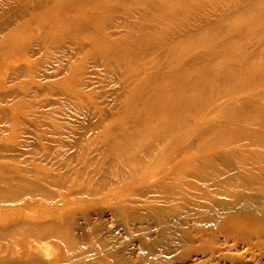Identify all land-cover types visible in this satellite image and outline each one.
Masks as SVG:
<instances>
[{
  "label": "bare ground",
  "instance_id": "1",
  "mask_svg": "<svg viewBox=\"0 0 264 264\" xmlns=\"http://www.w3.org/2000/svg\"><path fill=\"white\" fill-rule=\"evenodd\" d=\"M111 1L118 4L125 0ZM141 2L146 7L152 3L162 11V19L149 18L154 27L163 29L164 33H159L165 35L163 26L169 22L185 27L183 15L176 11L171 1ZM244 2L247 6L259 0ZM10 4L20 5V9L15 11L9 22L0 26V36H5L0 47H6L0 54H6L10 59L0 69L18 76L27 72L41 78L39 67H31L35 60H30V52L24 55L18 52L27 46L26 42L19 41L22 30L39 33L45 26L36 12L37 6L42 10L43 6H49L45 22L60 13L59 19L64 17L69 24L82 19L83 25L90 28L93 23L101 24L99 27L115 25L108 14L112 6L110 1L37 0L34 3V0H15ZM86 8L88 10L84 13ZM225 9L229 14L233 7ZM64 11L65 14L62 13ZM125 12V18L120 17L116 24L124 23L127 27L138 24L135 21L130 23V19L136 17ZM242 13L246 16L232 14L233 21H238L232 27H225L223 21L207 26L213 31L220 30V42L195 30H186L187 38L172 44H166L151 34L139 37L147 41L142 53L156 54V60L149 66L148 62L141 60L140 65H136L137 71L132 69L135 73L131 72V77L135 81H126L128 84L136 83L131 84L128 102L142 103L143 98L154 110L151 114L155 115L152 116L155 118L153 121L159 122L163 128L171 125L175 128L174 125L182 121L187 111L197 110L208 115V104L215 108L220 104H239V108H243L246 104L243 109L249 110L248 104L258 102V107L263 109L264 8ZM25 17L31 21L22 24L20 30L10 27L20 24L17 19ZM143 18L146 19V15H140L137 20L143 21ZM177 24L166 33L171 35L173 31L175 34L179 28ZM116 34V41L122 43L125 38L121 39L120 33ZM192 40L197 44L191 49L180 46ZM233 40L247 42L235 51V45L228 44ZM41 46H44L42 40L37 44V47ZM29 48L33 49L32 43ZM10 51L17 55H11ZM221 57L230 63L222 64L219 61ZM22 59H27L29 64L15 63ZM36 69L38 71H33ZM200 72L204 73L200 75ZM76 74L75 71L71 74L68 83L74 82ZM7 82L18 85L12 80H0V86ZM31 85L23 81L26 92ZM231 87H234L232 91L222 89ZM5 95L0 93L1 98ZM70 96L76 99L74 95ZM180 110H183L182 114ZM166 115L173 120L163 124L161 117ZM134 116L146 118L136 110ZM3 117L4 112H1L0 118ZM202 118L195 116L194 133L187 128L179 135H196ZM142 128L144 130L138 134L126 133L117 138L105 135L107 139L97 137L92 142H68V146L61 141L59 150L56 148L62 136L49 144L36 139L38 146L27 150L36 155L24 156L19 162L10 158L7 163H0V222H3L0 240L6 243L0 251V264H264V154L257 160L241 156L235 169L202 173V180L209 183H190L186 182L184 172L182 174L184 160L180 137L160 131L153 133L148 125ZM248 128L246 123L242 125L240 134L251 141L255 139L251 135H264V131L259 129L245 131ZM146 131L151 135H141ZM0 135L5 137L2 132ZM74 147L75 153L69 154L68 151ZM113 153L116 158L111 157ZM157 164L169 167L153 170ZM104 165L114 168L111 175L104 173ZM151 177L155 181L147 184ZM135 185L138 187L132 188ZM143 198H147L149 203H142L139 199ZM19 199L22 201L13 204L15 207L7 201ZM37 202L40 209L33 206ZM158 204L163 209H155ZM143 208L147 209L146 217L139 215ZM32 209L38 211L28 212ZM108 221L126 224L133 242H136L135 257L134 253L132 258L119 250L117 236L111 234ZM14 231L20 233L16 240L11 238ZM175 239L180 242L176 244ZM42 242L54 243L64 251L60 250L47 260L42 259L38 252Z\"/></svg>",
  "mask_w": 264,
  "mask_h": 264
},
{
  "label": "rangeland",
  "instance_id": "2",
  "mask_svg": "<svg viewBox=\"0 0 264 264\" xmlns=\"http://www.w3.org/2000/svg\"><path fill=\"white\" fill-rule=\"evenodd\" d=\"M13 1L15 0H0V26L9 22L10 17L16 13L15 11L20 9V5L12 6L10 4ZM36 1L34 0V3ZM104 1H110V5H112L109 7L108 14L115 25L105 24L103 27H99L101 24L98 26L93 23V27L90 28L86 27L85 24L83 25L82 19L69 24L65 21L66 18L59 19L60 13L55 14L51 21L45 22L44 18L47 19L46 11L49 6H43V10L41 6H37L38 11L36 12L39 14L42 23H45V26L39 33L30 29L22 30L19 41L26 42L27 46L23 50H18V52L21 55L30 52V60H35L31 67H39L41 78L27 72L18 76L11 73V71L6 73L5 69H0V80L18 82V85L14 86L12 82L0 86V93H6L4 97H0V113L4 112V117L0 118V133L2 132L5 135L3 138L0 135V141H2L0 146L4 147V149L0 147V163H7L10 158V160L19 162L24 156L36 155L35 152H27L28 149H35L38 146L36 139L49 144L54 138L62 136L63 138H60L56 148L59 150L61 141L62 144L68 146V142H92L97 137H106L105 135H110L112 138L116 136L117 138L118 135L126 133L138 134L144 130L142 127H145V125L151 126L153 133L160 131L165 135L177 134L176 137H180L179 141L183 146L181 149L182 159L184 160L182 174L184 172L186 175V182L209 183V181L202 180L204 179L202 173L211 174L216 170L235 169L238 166L237 161L243 155L256 160L261 159L264 154V135H251L255 138L251 141L249 137L240 134V127L245 123L249 127L245 131L256 129L264 131V108L258 107V102L248 104L250 106L249 110L243 109L246 104L243 108H239V104H220L221 101L218 102L220 104L219 108L208 104L210 107L208 115L202 112L201 114L197 110L187 111L185 117L181 119L182 121H178L174 125L175 128H171L172 125L163 128L159 122L153 121L155 118L152 116L155 115L151 114L154 113V110L147 105L143 98L142 103L131 104L130 101L128 102L132 85H135L136 82H131V85L126 80L135 81L134 77L131 76L132 73L137 71L138 67L136 65H140L141 60L148 62L147 66L156 60V54L142 53L145 51L143 46L147 41L139 37L145 38L146 35L151 34L155 35L156 38H160L166 44H172L175 41H182L187 38L186 30L187 32L188 30H195L201 31V35H206L209 39H215V42H220V30L213 31L208 29L207 26L223 21L225 27H232L238 23V21L236 23L233 21L235 19L232 14H241V17H245L246 15L242 11L264 8V0H259V2L247 6L245 0H189L186 4L176 0H168L176 6V11L183 15L182 19L185 27L169 22L163 26L165 35L159 33H164L163 29H158L157 26L154 27V24L149 22V18L162 19L163 17L162 11L155 8L156 6L154 7L152 3H149L150 5L146 7L141 0V3L137 0H125L120 1L118 4L111 0ZM226 7H233L229 14L226 13ZM86 10L88 8L84 10V13ZM125 11L131 12V16L136 17L130 19L129 22L135 21L138 24H135L134 27H127L124 23L116 24V20L119 21L120 17V19L125 18ZM62 13L65 14V11ZM140 15L141 17L146 15V19L143 18V21L137 20ZM17 20L20 24H13L10 27L18 30H20L22 24L31 21L29 17ZM175 24L179 27L176 33L174 34L173 31L171 35L168 32L166 33L167 30H172ZM116 33H120L121 39L125 38L122 43L116 41ZM217 37L219 39H216ZM3 38L5 36H0V43ZM40 40L44 42V46L39 48L37 44ZM242 42L233 40L228 41V44L235 45L236 51L242 44L245 45L247 40ZM31 43L32 50L29 48ZM195 44L197 42L192 40L190 43L180 44V46L188 50L194 47ZM207 47L210 48V46ZM5 49L6 47H0V52L5 51ZM8 50L10 49L8 48ZM12 54L17 55L11 52ZM176 58L179 59L180 56L177 55ZM9 60L6 54H0V68ZM219 61L222 64L230 63L223 57ZM15 63L26 66L29 61L22 59ZM261 63L264 64V60ZM132 69H135V71ZM74 71L77 73L76 78L73 79L74 82L68 83V79ZM201 71H204L203 68ZM202 73L204 72H200V75ZM211 78H213V75ZM23 81L26 85L32 84L28 87L27 92L23 87ZM161 82L167 84L166 81ZM222 89L232 91L234 87ZM70 94L74 95L76 99L72 98ZM135 110L140 114H144L146 118L134 116ZM151 111L153 112L150 113ZM180 112L182 114L183 110H180ZM196 115L203 118L199 121L201 123L197 125V134L193 135V129L196 127L194 125ZM161 119L163 124L170 123L173 120L167 115L161 117ZM187 128L193 132L192 135H179ZM258 133H261V131ZM36 135L42 137L38 138ZM141 135L151 134L146 131ZM75 151L76 147L69 150L68 153L73 154ZM116 156L115 153L111 155L112 158H116ZM170 158L175 159V156L170 155ZM167 167H169L167 164H157L153 170H164ZM103 171L106 175H111L114 168L104 165ZM154 181L155 178L151 177L147 180V184H153ZM136 187L138 185L132 188ZM139 200L142 203H149L147 198ZM7 201L10 206L15 207V203L22 200ZM36 204L33 206L40 209V203L37 202ZM7 208L11 209V207ZM154 208L163 209L159 204ZM0 209L2 208L0 207ZM146 210L145 208L140 210L139 215L146 217ZM36 211L38 209H32L28 212L33 213ZM108 222H110L108 228L112 231L111 234L117 236L119 250L124 251L126 255L132 258V253H134L135 257L137 247L134 244L136 242H133L126 224L123 221H116L114 224H111V221ZM2 223L0 222V225H3ZM136 226H138V223H136ZM13 234L12 240H16L20 235L17 231H14ZM178 242H180L179 239H175V243ZM5 245V241L0 240L1 252ZM60 250L64 251V248L61 249L54 243L42 242L39 244L38 252L42 259L47 260Z\"/></svg>",
  "mask_w": 264,
  "mask_h": 264
}]
</instances>
